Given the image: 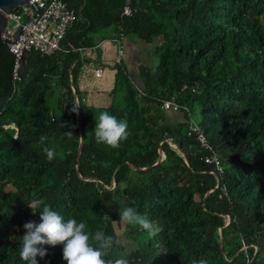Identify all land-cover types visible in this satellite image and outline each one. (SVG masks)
<instances>
[{
  "label": "trees",
  "instance_id": "obj_1",
  "mask_svg": "<svg viewBox=\"0 0 264 264\" xmlns=\"http://www.w3.org/2000/svg\"><path fill=\"white\" fill-rule=\"evenodd\" d=\"M63 1L76 11L69 45L29 50L0 96V264H26L18 251L23 224L39 222L33 200L112 236L109 258L129 264H264V0ZM109 27L143 43L141 62L100 57L92 34ZM170 98L178 110L161 107ZM194 107L220 174L186 134ZM102 111L127 121L118 148L94 138ZM170 112L180 118L168 122ZM125 207L147 214L156 235L124 224ZM117 231L132 243L126 254ZM44 247L38 264H66L62 244Z\"/></svg>",
  "mask_w": 264,
  "mask_h": 264
},
{
  "label": "clouds",
  "instance_id": "obj_2",
  "mask_svg": "<svg viewBox=\"0 0 264 264\" xmlns=\"http://www.w3.org/2000/svg\"><path fill=\"white\" fill-rule=\"evenodd\" d=\"M127 128V121H118L108 111H102L95 121L94 138L97 143L115 149L120 146L121 140L127 139ZM67 135L71 137L72 133L67 132ZM43 152L48 161L55 158L53 148L45 147ZM28 207L33 213L39 210V222L28 221L23 224L25 231L20 241L18 255L26 264H38L37 257L44 258L47 254L44 246L57 244L63 245L62 259L66 264H129L125 257L109 258L114 240L102 230L89 233L85 231L84 222L78 223L74 218L65 221L50 205L41 200H33ZM103 219L108 221L110 217L104 214ZM119 219L126 225H138L149 237L156 235V229L147 214H139L131 207H125L119 213ZM90 240L93 243H90ZM194 264H207V261L200 259Z\"/></svg>",
  "mask_w": 264,
  "mask_h": 264
},
{
  "label": "built area",
  "instance_id": "obj_3",
  "mask_svg": "<svg viewBox=\"0 0 264 264\" xmlns=\"http://www.w3.org/2000/svg\"><path fill=\"white\" fill-rule=\"evenodd\" d=\"M129 13V7L123 5L121 15ZM4 16L6 24L13 21L12 27L9 28L5 25L0 38L14 41L10 44L8 51L14 54L10 80L15 82L20 78L21 58L24 52L34 50L40 54L49 55L61 48L62 41L66 43V34L75 20L76 11L73 8H68L63 0H27L23 5H18L5 13ZM123 40L124 36L121 32L113 33L110 37V41L115 45V63H119L123 55ZM101 72L100 68L93 69L94 77H99ZM161 107L164 110L175 111L180 108V105L170 98L163 100ZM2 127L16 129L13 122L3 124ZM186 134L192 135L199 147L205 150L201 156L202 161L211 165L215 173H222L223 168L218 156L213 152L197 124L191 119L186 124ZM14 136L15 134H13Z\"/></svg>",
  "mask_w": 264,
  "mask_h": 264
},
{
  "label": "water",
  "instance_id": "obj_4",
  "mask_svg": "<svg viewBox=\"0 0 264 264\" xmlns=\"http://www.w3.org/2000/svg\"><path fill=\"white\" fill-rule=\"evenodd\" d=\"M26 1L27 0H0V34L6 25V18L4 14L10 10H13L18 5H23ZM79 9H78V14H79ZM13 42L14 41H7L6 39L2 40L0 38V96L5 92L9 84V80H10L11 73H12V68L14 64V54L10 53L8 51V48L10 44H12ZM26 54L27 52H24L21 58L22 65L24 63V58ZM22 65L20 68V74H23ZM76 119H77V129L79 133V146H78L77 157H76V160H77L79 151L81 148V143H82L81 125H80L79 115L77 111H76ZM75 166L77 169V164ZM224 223H227V219H225Z\"/></svg>",
  "mask_w": 264,
  "mask_h": 264
},
{
  "label": "crops",
  "instance_id": "obj_5",
  "mask_svg": "<svg viewBox=\"0 0 264 264\" xmlns=\"http://www.w3.org/2000/svg\"><path fill=\"white\" fill-rule=\"evenodd\" d=\"M112 34H113V30L111 27L103 29L98 33L92 34V39H93V43H94L93 48L101 47L103 45L104 41H108V43L111 44L112 42L110 41V37ZM122 45H123V49L125 52H130L133 55L132 60H135V61L139 60L141 62L144 54H146V52L144 50V45L139 40L124 38ZM82 52H83V50H82ZM132 60H130V61H132ZM95 68L102 69L101 66H94L90 69L85 68V70L87 69L88 72L93 73V69H95ZM129 71L131 72V70H129ZM103 76H104L105 82H103V84L102 83L101 84L106 87V86H108V81L111 77V71L110 70H104ZM95 78L99 79L97 77H95ZM179 118H180V112H170L168 115L167 121L173 122V121L178 120Z\"/></svg>",
  "mask_w": 264,
  "mask_h": 264
},
{
  "label": "rangeland",
  "instance_id": "obj_6",
  "mask_svg": "<svg viewBox=\"0 0 264 264\" xmlns=\"http://www.w3.org/2000/svg\"><path fill=\"white\" fill-rule=\"evenodd\" d=\"M7 27H12L13 26V21L7 22ZM115 53V45L113 43H108V41H104L103 45L101 46V51L99 52L100 57L104 59L107 63L111 61L112 55ZM133 59V55L130 52H123L122 55V61L126 64L130 62V60ZM135 61V60H132ZM131 61V62H132ZM150 63H152V60L150 59ZM189 116L192 121L198 122L199 120V113L198 109L196 107L192 108L190 110ZM122 224L120 225V227ZM118 229V228H117ZM120 229V228H119ZM118 236H117V244L120 247V253L121 254H126L129 249L132 247V243L129 242L123 235L120 234V231H117ZM123 256V255H122ZM125 257V256H123ZM126 258V257H125Z\"/></svg>",
  "mask_w": 264,
  "mask_h": 264
}]
</instances>
